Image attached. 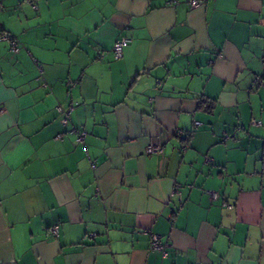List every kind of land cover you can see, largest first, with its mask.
<instances>
[{
  "label": "crops",
  "instance_id": "crops-1",
  "mask_svg": "<svg viewBox=\"0 0 264 264\" xmlns=\"http://www.w3.org/2000/svg\"><path fill=\"white\" fill-rule=\"evenodd\" d=\"M0 31V264H264V0H0Z\"/></svg>",
  "mask_w": 264,
  "mask_h": 264
},
{
  "label": "built area",
  "instance_id": "built-area-1",
  "mask_svg": "<svg viewBox=\"0 0 264 264\" xmlns=\"http://www.w3.org/2000/svg\"><path fill=\"white\" fill-rule=\"evenodd\" d=\"M188 3L190 4L191 7H197L200 6L202 4H204L207 0H187ZM167 4L175 6L179 0H166ZM0 40L2 41H6L9 43V49L12 53H16L18 52L20 45H19V41L17 40V38H15L14 36H11L7 33L4 32H0ZM129 42V39L126 37H121L118 38L112 47L113 53H114V57L118 58L122 55L123 49L124 47L127 45V43ZM261 78V77H259ZM259 78L257 77L258 81ZM60 110V108H58ZM61 122L63 125H66L68 122V113H64V115L61 118ZM256 124H260V121H255ZM201 123L199 121H194L193 122V126L196 128L200 125ZM70 133H74L75 134V141L76 143H83L86 132L84 130H80V129H76V128H71L68 130ZM178 133H182V131H178ZM61 134H58L57 138H60ZM186 145L183 146V148H185ZM164 150V147L162 145H157V144H149L148 146H146V153L147 154H152V153H162ZM94 166V164H93ZM227 207H231L230 205H228ZM49 233L52 234L53 236H57L58 235V231H59V224L58 223H54L53 225H51L49 227ZM170 248V245L167 241H162L161 240V236L157 233H150V243H149V250L151 251H157L159 252L163 257H166L168 255V249Z\"/></svg>",
  "mask_w": 264,
  "mask_h": 264
},
{
  "label": "trees",
  "instance_id": "trees-1",
  "mask_svg": "<svg viewBox=\"0 0 264 264\" xmlns=\"http://www.w3.org/2000/svg\"><path fill=\"white\" fill-rule=\"evenodd\" d=\"M1 32V31H0Z\"/></svg>",
  "mask_w": 264,
  "mask_h": 264
}]
</instances>
